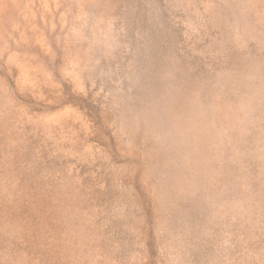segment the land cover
<instances>
[{
    "label": "rangeland",
    "instance_id": "rangeland-1",
    "mask_svg": "<svg viewBox=\"0 0 264 264\" xmlns=\"http://www.w3.org/2000/svg\"><path fill=\"white\" fill-rule=\"evenodd\" d=\"M0 264H264V0H0Z\"/></svg>",
    "mask_w": 264,
    "mask_h": 264
}]
</instances>
